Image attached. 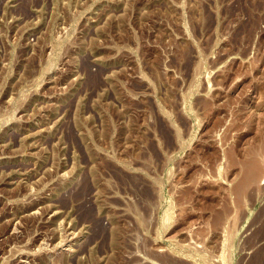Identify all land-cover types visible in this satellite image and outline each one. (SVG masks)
Masks as SVG:
<instances>
[{"label": "rangeland", "instance_id": "374dc122", "mask_svg": "<svg viewBox=\"0 0 264 264\" xmlns=\"http://www.w3.org/2000/svg\"><path fill=\"white\" fill-rule=\"evenodd\" d=\"M264 0H0V264H264Z\"/></svg>", "mask_w": 264, "mask_h": 264}, {"label": "bare ground", "instance_id": "6f19581e", "mask_svg": "<svg viewBox=\"0 0 264 264\" xmlns=\"http://www.w3.org/2000/svg\"><path fill=\"white\" fill-rule=\"evenodd\" d=\"M264 183V182H263Z\"/></svg>", "mask_w": 264, "mask_h": 264}]
</instances>
